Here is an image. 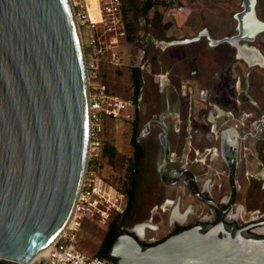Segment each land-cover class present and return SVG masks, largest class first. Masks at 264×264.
Segmentation results:
<instances>
[{"label":"water","instance_id":"1","mask_svg":"<svg viewBox=\"0 0 264 264\" xmlns=\"http://www.w3.org/2000/svg\"><path fill=\"white\" fill-rule=\"evenodd\" d=\"M256 6L257 0L241 1L230 37L213 39L203 29L170 46L205 38L210 47H233L237 59L256 54L264 65L261 53L247 45L264 33ZM247 66L246 90L253 63ZM88 109L84 52L69 0H0V261L47 264L38 256L48 255L68 227L81 191ZM155 122L162 127L160 179L173 186L188 174L195 198L216 211L215 222L203 219L153 245L136 234L150 224H137L113 240L107 257L113 264H264V232L252 231L255 224L239 226L235 213L227 212H233L236 199L231 141L240 137L238 130L220 132L219 155L229 166L232 192L222 210L208 190L209 181L199 190L186 167L170 169L168 128L162 120ZM175 210L177 203L171 216Z\"/></svg>","mask_w":264,"mask_h":264},{"label":"rangeland","instance_id":"2","mask_svg":"<svg viewBox=\"0 0 264 264\" xmlns=\"http://www.w3.org/2000/svg\"><path fill=\"white\" fill-rule=\"evenodd\" d=\"M88 1L91 17L97 20L96 0ZM129 1H122L120 18L123 28L124 23L132 19ZM140 1L134 0L137 5H139ZM158 1L167 3L166 6L159 7L163 15V22L172 24L171 28L166 32L167 37L179 40L184 39L186 34L188 35L187 38L196 36L194 29L200 27V17L202 16L206 17L208 22L211 21L212 24L218 25L221 34L233 28L231 35L236 33L235 20L231 24H226V20L231 14L234 15V13L241 10L242 0ZM171 9L173 11H170ZM191 13L196 16L190 21V26H186L183 24L184 18ZM151 15L152 11L148 17L150 18ZM147 28L149 26L144 19L139 18L138 35L142 36ZM99 34L103 40L108 39L107 35L102 34V28ZM154 44L160 53L149 57L141 63L137 57L139 54L138 49L133 44L127 43L125 37L117 38L116 47L122 60V66L113 68L106 63L103 64L102 79L109 91L131 104L118 119L108 121L106 139L125 159L129 160L132 154L129 144L130 118L134 113V106L131 103L132 88L129 80V68L139 65L140 69L145 73L144 86L138 98L143 134L146 129H151L159 136L162 133V127L155 121L162 120L168 128L169 150L171 153H175L176 157L175 162L171 163L170 169L186 167L193 175L199 190H201L199 187L200 183L210 179V184L213 186L211 191L212 198L215 202H218L229 187L228 167L224 164L220 155L217 158H211V153L206 152L207 149L213 147L219 150V141L211 133L213 124L210 125L208 122L209 115L205 120L203 117L198 116V111L203 108H209L210 111L212 105H217L224 112L231 111L235 118H240L243 113H247L250 114V117L246 121V127H241V129L251 128L252 121L259 117L257 110L264 111V65H255L251 68L246 90L247 63L237 59L235 49L228 44L210 47L205 38L198 42L176 45L164 50L161 48L164 44H159L157 40H155ZM247 45L257 49L264 58V33L259 35L253 43ZM158 75H164L168 80L167 88L162 92L158 88ZM175 79L179 81V89L174 85ZM183 86L186 87L184 88ZM187 87L193 89L191 95ZM200 91H207V101L205 103L199 99ZM248 102H251L257 110L248 108ZM127 113L130 115L129 119L125 118ZM225 120L227 119L224 118V122ZM149 121L152 122L150 127H147V122ZM224 122L222 126L221 121L215 124L218 131L226 128L224 127ZM183 126H185L186 136L183 144L180 145V134ZM261 133L264 135V129ZM169 134H172L170 138ZM180 146L182 147L180 153H178ZM258 149L264 155V141L256 144V150ZM196 150L199 155L195 154ZM162 158L161 148L156 158L157 167ZM200 159H204L205 163L198 161ZM185 162H187V165ZM124 165L121 167L119 165L110 167L106 164L102 173L103 179L115 187H120L126 173ZM245 167L243 163L241 170L244 171ZM240 175L242 183L247 182L244 173L241 172ZM188 178L189 175L184 174L173 186L162 181L165 200L176 201L179 199L183 209L192 206L194 212L196 211L197 213V211L204 209L205 211L203 212L205 213L208 206L201 204L195 198L191 187H186L185 182H187ZM165 179L168 182H172L167 174ZM219 184L221 185L220 187H218ZM245 206H254L260 210L264 209V193L251 196L248 200L245 198ZM154 207L150 211V217L153 215L156 222L151 223L161 222L162 228H166L165 222L167 221L168 212H159L160 210H154ZM197 220L200 219L193 216L190 224L197 223ZM104 232L105 227H99L95 220L85 218L83 227L77 237V248L89 256L94 255Z\"/></svg>","mask_w":264,"mask_h":264},{"label":"built area","instance_id":"3","mask_svg":"<svg viewBox=\"0 0 264 264\" xmlns=\"http://www.w3.org/2000/svg\"><path fill=\"white\" fill-rule=\"evenodd\" d=\"M122 1L96 0L98 19L94 20L89 14L88 0H69L79 31L87 72L89 105L87 159L83 183L73 217L62 235L51 246L47 255V264H113L108 257L85 254L77 248L76 243L85 218L95 220L99 227H105L112 214L122 213L126 207L125 195L107 183L100 175L104 159L105 120L106 118L118 119L131 106L129 102L112 94L102 79L103 64L106 63L113 68L122 66V60L116 47L117 38L125 36L120 18ZM101 28L102 34L107 35L108 39H102L99 34ZM159 44H164L162 49L170 45V43L165 42H159ZM157 78L158 88L161 91L165 90L168 82L166 76L158 75ZM206 98L207 91H200L199 99L205 103ZM249 117L250 114L243 113L240 118H235L234 114L228 111L225 112L227 120H225L224 125L230 124L235 129L246 127V121ZM125 118L129 119L130 115L127 113ZM258 129L259 132L264 129V114L252 121L251 128H248L251 131ZM211 133L217 139L215 126L211 127ZM249 150L248 146H242L241 159L243 161L246 160ZM206 152L211 153V158L219 156V150L216 147L207 149ZM195 154L199 155V152L196 150ZM175 160V153H170V163H174ZM198 161L205 163L204 159ZM185 164L187 165V162ZM247 177H252V175ZM220 186L219 184L218 187ZM173 207L174 200H165L163 204L154 207V210L165 213ZM234 208L236 222L239 226L255 224L252 231L260 233L258 229L264 228V225L257 224L264 221V212L258 209L247 210L241 203H235ZM152 218L153 215L147 222L151 223Z\"/></svg>","mask_w":264,"mask_h":264},{"label":"trees","instance_id":"4","mask_svg":"<svg viewBox=\"0 0 264 264\" xmlns=\"http://www.w3.org/2000/svg\"><path fill=\"white\" fill-rule=\"evenodd\" d=\"M129 2V9L132 11V19L124 23V37L126 38L127 43L133 44L138 49L139 54L137 57L142 63L149 57L160 53L154 44L155 40H157V42L165 43L175 41L174 38L167 37L166 35V32L171 28L172 24L163 22V15L159 10V7H164L167 3L158 0H141L139 5H137L134 0H130ZM151 11L152 15L149 18L148 15ZM256 11L259 19L264 21V0H257ZM195 16L194 13L187 15L183 24L190 26V21ZM139 18H143L151 29H145L142 36L138 35ZM227 23H234L233 14H231L228 20H226V24ZM203 29H207L213 39H221L223 37L232 36L231 33L234 28L221 34L218 25L214 23L212 24L211 21L208 22L206 17L202 16L200 17V27L195 28L194 30L197 34ZM170 47L171 46H169V48ZM129 80L132 88L131 102L134 106V113L131 117L132 119L130 118L131 131L129 144L132 149V154L129 160L125 159L106 139L108 121L113 119L106 118L104 126V159L100 175L103 178L102 173L106 164L110 167H116L117 165L121 167L125 163L124 169L126 170L121 186H114L125 195L126 207L122 213L112 214L110 220L105 226V232L97 251L94 254V256L104 258L107 257V251L117 236L137 224L147 222L150 218L151 209L165 200L164 186L159 177L156 166L157 154L162 147L155 131L149 129L143 134L142 129L138 98L141 95L144 86L145 73L140 69L139 65L129 68ZM174 82L176 88L179 89V81L175 79ZM247 106L250 109L257 110L251 102H248ZM257 112V115L259 116L264 114L263 110H257ZM208 115L209 108H203L198 111V116L203 117L205 120ZM184 128L185 126H183L182 133L180 134V145L183 144L186 136ZM171 136L172 134H169V138ZM261 138L264 140V135H262ZM181 147L182 146L179 147L178 153H180ZM257 153L260 155L261 151L258 149ZM261 184L262 182L260 180L251 179L245 198L248 200L251 196L264 193V190H261ZM247 207L248 209H255L254 206ZM152 222H156L154 218H152ZM189 226L190 225L176 226L167 236L176 234ZM167 236L159 241L151 243V245L162 242ZM0 263L12 264L3 261H0Z\"/></svg>","mask_w":264,"mask_h":264},{"label":"crops","instance_id":"5","mask_svg":"<svg viewBox=\"0 0 264 264\" xmlns=\"http://www.w3.org/2000/svg\"><path fill=\"white\" fill-rule=\"evenodd\" d=\"M170 11H173V10L171 9ZM187 36L188 35L186 34V37H184V38H187ZM169 46L166 47V48H169ZM167 85H168V82H167ZM167 85H166V88H167ZM183 87L185 88L186 86H183ZM187 89H188L189 94L191 95L193 93V89L191 87H187ZM211 107H212V109L209 111L210 113H209V117H208V122H209L210 125L213 124L212 126H215V129H216L217 126L215 124L217 122L221 121V126L223 125L224 118H225V112H224V110H222L217 105H212ZM229 125L230 124H227L224 127H226V128L227 127H231ZM237 130L239 132L240 138H242V141H243L242 144L246 145V146H249V147L251 146L252 148H251V150H249L246 160L243 161L244 165L246 166L245 170L244 171L241 170L238 173V175L236 176V178H235L236 179V198L237 199H235V202L233 204V208L235 207V203H241V204L244 205V207L247 210H255V209L260 210L259 208L248 209L245 206V195H246V191L248 189L249 182H250L251 179L260 180L262 182L261 190H264V189H262V187H264V155H262L261 153L259 155L257 153V150H256V144L257 143H261V141H264L261 138L262 133L259 132V129L251 131V130H248V129L237 128ZM221 131H218L216 129V133H217V139L216 140H218V141L220 140V132ZM248 166H249V168H248ZM241 172L244 173L247 182H243L242 183L241 175H243V174L240 175ZM248 175H252V177L248 178L247 177ZM206 181H209L208 190L211 193L212 188H213V186L210 184L211 181H210V179H208ZM206 181H202L200 183L199 187L201 189H202V187H203V185H204V183ZM227 195L228 196L230 195V188L229 187H228L227 191L224 193L223 196H227ZM177 202H178V214L179 215L185 214V212L188 210L189 206L186 209H183L179 199L176 200V203ZM203 211H205V210L201 209L199 212L197 211V213H196V211L195 212H191V213L188 212L187 215L185 216V218L182 221H179L178 219H175V220L171 221L170 220V218H171V210H170L167 213L168 214L167 215V221L165 222L166 228H162V223L161 222H158L156 224L150 223V226L144 227L141 231H139V233H136V234H137L138 239L140 241L145 242V243H154L156 241L161 240L165 236H167L170 233L171 229L173 227H175V226L192 225V224H190L192 217L194 216L197 219L203 217V215H205V213ZM234 211H235V208H234ZM260 211L264 212V209H262ZM169 229H170V231H168Z\"/></svg>","mask_w":264,"mask_h":264},{"label":"flooded vegetation","instance_id":"6","mask_svg":"<svg viewBox=\"0 0 264 264\" xmlns=\"http://www.w3.org/2000/svg\"><path fill=\"white\" fill-rule=\"evenodd\" d=\"M242 142L243 141H242V139L240 137L237 138V139L233 138L232 141H231V144L233 145V148L231 149V153L234 156V163H235V178L238 175V173L241 171L242 164H243V160L241 159L242 158V146H243ZM249 148L251 150L252 147L250 146ZM213 155L215 156V154H213ZM224 164L227 165L225 162H224ZM227 167H228V184H229V166H227ZM185 183H186V187L187 188L191 187L190 184H187V182H185ZM235 185H236V179H235ZM229 188H230V185H229ZM191 190H193L192 187H191ZM201 195L204 198H206L205 195H203V194H201ZM231 199H232V192H231V189H230V195L229 196L228 195L227 196H223L222 195L220 200H218L217 203L219 204L220 209L224 210L225 208H227L228 205L231 203ZM198 201L201 204H203V202L201 200L198 199ZM175 204H176V201L174 200V205ZM177 204H178V202H177ZM193 210L194 209L192 208V206H189L188 210L183 215H179L178 212H176V210H175L171 217H172L173 220L178 219L179 221H182L185 218V216L187 215V213L188 212H190V213L194 212ZM232 211L233 212H231L230 208H229V211H227V212L232 215L233 213H235L234 208H233ZM216 215H217L216 211H214L213 209L208 207L207 211L205 212V215H203V217L199 218L200 220H197V222H199V221L204 219V220H206L207 223H213V222H215ZM180 226H185V225H180ZM175 227H173L170 232H172ZM142 243H145V242H142Z\"/></svg>","mask_w":264,"mask_h":264},{"label":"bare ground","instance_id":"7","mask_svg":"<svg viewBox=\"0 0 264 264\" xmlns=\"http://www.w3.org/2000/svg\"><path fill=\"white\" fill-rule=\"evenodd\" d=\"M90 14V17H91V13L89 12ZM92 18V17H91ZM93 19V18H92ZM241 60H243L245 63H253V66L255 65H262V62H261V59L259 56H257L256 54H252L251 56H240L239 57ZM260 233L261 232H264V228L262 229H259L258 230ZM38 259L41 261V262H47V252L44 253V254H41L38 256Z\"/></svg>","mask_w":264,"mask_h":264}]
</instances>
